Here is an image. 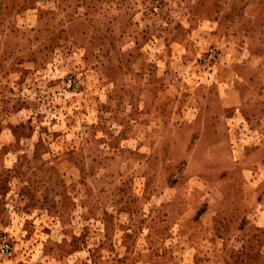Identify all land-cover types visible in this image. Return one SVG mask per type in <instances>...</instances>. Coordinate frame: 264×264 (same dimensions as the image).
<instances>
[{
    "label": "rangeland",
    "instance_id": "rangeland-1",
    "mask_svg": "<svg viewBox=\"0 0 264 264\" xmlns=\"http://www.w3.org/2000/svg\"><path fill=\"white\" fill-rule=\"evenodd\" d=\"M0 264H264V0H0Z\"/></svg>",
    "mask_w": 264,
    "mask_h": 264
},
{
    "label": "built area",
    "instance_id": "built-area-1",
    "mask_svg": "<svg viewBox=\"0 0 264 264\" xmlns=\"http://www.w3.org/2000/svg\"><path fill=\"white\" fill-rule=\"evenodd\" d=\"M11 253V249L6 242H0V255L7 257Z\"/></svg>",
    "mask_w": 264,
    "mask_h": 264
}]
</instances>
